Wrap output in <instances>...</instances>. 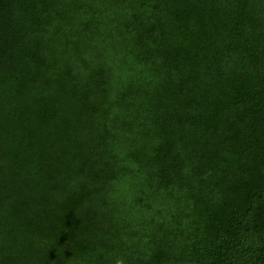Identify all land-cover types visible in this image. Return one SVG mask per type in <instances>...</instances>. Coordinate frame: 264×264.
<instances>
[{
    "label": "trees",
    "instance_id": "1",
    "mask_svg": "<svg viewBox=\"0 0 264 264\" xmlns=\"http://www.w3.org/2000/svg\"><path fill=\"white\" fill-rule=\"evenodd\" d=\"M0 264H264V0H0Z\"/></svg>",
    "mask_w": 264,
    "mask_h": 264
}]
</instances>
